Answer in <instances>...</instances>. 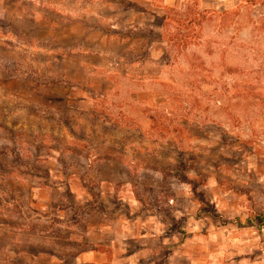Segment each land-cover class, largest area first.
Wrapping results in <instances>:
<instances>
[{
	"label": "rangeland",
	"instance_id": "rangeland-1",
	"mask_svg": "<svg viewBox=\"0 0 264 264\" xmlns=\"http://www.w3.org/2000/svg\"><path fill=\"white\" fill-rule=\"evenodd\" d=\"M0 264H264V0H0Z\"/></svg>",
	"mask_w": 264,
	"mask_h": 264
},
{
	"label": "crops",
	"instance_id": "crops-1",
	"mask_svg": "<svg viewBox=\"0 0 264 264\" xmlns=\"http://www.w3.org/2000/svg\"><path fill=\"white\" fill-rule=\"evenodd\" d=\"M237 211H239V210H237ZM216 212L219 214V217H220V219H219V217H217L216 218L217 220H220L222 222L226 220V219L225 220L223 219V216L221 215V213L226 214L227 213V209H225V210L222 209V208L221 209H217ZM219 212H221V213H219ZM239 214H244L243 216H244L245 219L243 220L242 218H240V216H235L231 220L230 219L226 220V222L227 223H234V224L237 223L236 226L239 229H248V228L252 229V228H254V218L247 217L248 214L243 212V210H241Z\"/></svg>",
	"mask_w": 264,
	"mask_h": 264
},
{
	"label": "trees",
	"instance_id": "trees-1",
	"mask_svg": "<svg viewBox=\"0 0 264 264\" xmlns=\"http://www.w3.org/2000/svg\"><path fill=\"white\" fill-rule=\"evenodd\" d=\"M263 2V1H262ZM210 216H212L213 218H217L216 213H210ZM256 219V217H254ZM248 224V223H247Z\"/></svg>",
	"mask_w": 264,
	"mask_h": 264
}]
</instances>
